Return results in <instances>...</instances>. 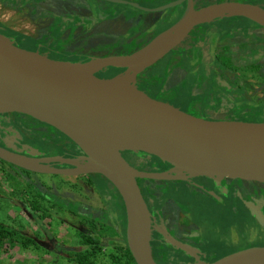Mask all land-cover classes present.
I'll use <instances>...</instances> for the list:
<instances>
[{
  "label": "water",
  "instance_id": "obj_1",
  "mask_svg": "<svg viewBox=\"0 0 264 264\" xmlns=\"http://www.w3.org/2000/svg\"><path fill=\"white\" fill-rule=\"evenodd\" d=\"M183 1L186 7L179 20L143 47L84 62L51 59L17 46L0 33V114L19 113L44 123L83 153L80 162L61 156L36 158L35 150L27 155L0 146V160L40 174H99L107 179L124 205L126 245L136 264H158L150 245V212L137 179L206 176L264 183V122L199 117L135 86L140 73L177 47L199 24L245 17L264 26V9L240 1L195 9L192 0H177L154 10ZM109 67L124 71L110 79L95 78V73ZM124 151L154 156L172 169L139 171L123 158ZM48 162L71 167H52ZM207 264H264V246L244 248Z\"/></svg>",
  "mask_w": 264,
  "mask_h": 264
},
{
  "label": "flooded vegetation",
  "instance_id": "obj_2",
  "mask_svg": "<svg viewBox=\"0 0 264 264\" xmlns=\"http://www.w3.org/2000/svg\"><path fill=\"white\" fill-rule=\"evenodd\" d=\"M44 1L46 0H33L32 2L28 0H0V10L16 14L25 7L34 6L33 12L30 13L41 15L45 11L41 5ZM124 1L129 3L124 5L133 8L136 12L126 15L110 11L106 12L104 16L96 17L91 6L86 4L83 9L88 10L90 15L79 13H71L67 17L53 15V17L62 19L78 20L73 25L64 28L61 33L65 30L71 33L74 29H81L83 32H88L89 38L93 40L107 37V42L98 41L96 45H93L94 48L91 47V49L102 51V54L78 53L71 50L67 46V42H63L65 46L59 45V43L56 46L64 52L84 57L80 62L96 56L128 54L146 45L169 26H173L186 7V1H183L175 7L154 10L177 0L164 2L158 0ZM223 1L252 3L264 9V0H192V3L193 7L198 9ZM4 2L10 6L7 7ZM17 6L20 8H15ZM39 8L41 11L35 10ZM221 19H228L229 22L219 26L213 24ZM116 27H121L123 31H119ZM98 34L102 35V38H97ZM74 37L73 35L72 38L75 39ZM166 57L169 58L165 71H168L169 75L165 82L173 73H176V81L169 88L164 83L163 89L166 91L164 94L174 97L173 92L170 93V89L179 86L184 89L187 87V83L192 95V99L189 98L191 103L196 102L200 96L203 97L205 90H209L211 93L207 95L208 97L215 95L217 108L209 109L204 116H196L226 120L244 119L264 109L255 110L257 106L264 107V26L258 25L251 19L224 17L199 24L177 47L155 64ZM98 73L94 75L96 76ZM257 80L262 88L260 97L252 95L253 91H250L251 82ZM140 81L137 76L135 86L142 90L139 87ZM142 91L150 96L144 90ZM4 129H11V132L4 135L2 133ZM2 139L6 140L10 146L7 149L11 151L28 149L29 152H33L35 150L37 154L33 156L36 158L61 156L66 159L79 160V157L83 155L82 151L62 133L19 113L0 114V142ZM124 152L155 159L156 165L153 163L147 165L144 160L136 162L134 165L125 158L122 152L123 158L139 171L156 173L172 169L169 164L146 153ZM79 161L81 162V160ZM47 164L57 168L71 167L59 162H48ZM11 170L24 182L31 197L48 199L58 210L76 220L75 227L83 239L88 234H94L93 222H105L104 224L111 225V221H109L111 219L107 220L106 214L109 213L111 217V212L116 209L117 199L115 198L114 205L110 199H106V202L102 203V197L96 191L92 179L103 180L109 184V187L113 185L101 175L60 176L63 178L62 180L74 178L75 181L74 183L66 182L65 188L55 187L52 183L50 188H47L41 177L50 174H40L23 169L18 172H15V169ZM136 181L150 212L152 225L150 245L152 256L158 264L172 263L171 261L207 264L244 248L264 246V183L206 176L189 177L183 180L137 179ZM152 181H183V185L177 186L186 192L188 200L181 201L172 195L166 197L165 190L156 184H151ZM148 193L152 199H149ZM56 200H59L60 203ZM30 204H27L28 206H25L24 209L32 216L35 209L34 205ZM68 205L73 207H68ZM114 229L116 231L114 239H121L119 224L114 225ZM42 233L47 245L54 242L47 230ZM104 239L101 237L102 241ZM111 239L113 238L108 237L105 244L110 245L108 243ZM167 239H169V244L165 243ZM32 240L35 243H43L38 238L32 237ZM118 247L125 254L124 247ZM65 249L76 250L78 248L65 247L63 250L66 251ZM160 249H170L171 253L168 254L169 256L161 257L158 254ZM55 251L61 253L59 247H55Z\"/></svg>",
  "mask_w": 264,
  "mask_h": 264
},
{
  "label": "rangeland",
  "instance_id": "obj_3",
  "mask_svg": "<svg viewBox=\"0 0 264 264\" xmlns=\"http://www.w3.org/2000/svg\"><path fill=\"white\" fill-rule=\"evenodd\" d=\"M28 1L32 2L33 0ZM85 1L46 0L41 4L42 9L45 10L41 15H38V13L36 12L35 13L37 15L30 13L33 12V9L35 8L34 6L25 7L20 13L16 14L0 10V23L4 27L14 32L16 31L33 38H39L41 35H43V33L46 35V38L41 37L40 39L36 41H30L29 43H24L17 40V35L12 36L10 38L12 42L17 44V46L21 48L25 47L24 49L37 51L38 53L46 55L47 57L55 60L79 62L82 61L84 57L75 56L73 53L64 52L61 49L59 50L63 51L64 53L50 51L46 52L48 50L45 51V49L47 47L52 49L56 47L57 43H59V45H64L63 42H67V46L71 48V50H75L78 53L87 55H100L102 54V51L94 50L93 45H96L98 41L107 42L108 38L106 37L101 40H93L92 38H89L88 32H83V30L81 31V29H74L71 33L68 30H65L63 33H61L64 28L73 25V23L77 22L78 20L74 21L70 19H62L59 17H53V15L63 17H67L71 15V13L90 15L88 10L83 9L86 4L91 6L93 11L95 12L96 17L104 16L106 12L110 11L121 12L125 13L126 15H132L136 12V10L124 4H112L109 1L104 0ZM158 1L164 2L167 0ZM40 9L41 8L35 10L41 11ZM227 22H229L228 19H221L213 22V24L219 26L222 23ZM85 23L87 24L86 21ZM171 26H169L168 28H170ZM121 27L116 28H118L119 31H123ZM49 29L50 31H48ZM73 35L75 36V39L72 38ZM96 37L102 38V35L98 34ZM92 46L93 48L91 49ZM169 57L162 59V61L147 68L142 73H140V75H138V80H142L141 78L147 77L145 80L151 83L141 82V88L145 92L149 91L152 97L159 98L168 103H171L172 105L190 114L204 116L206 115V111H208L209 109L217 108L215 95H210L209 97L207 96L208 94H211L209 90H205L203 92L204 96H200L196 100L197 103H191L189 101V98L184 97L188 91V89L186 88H184V90L182 89L183 87L180 86L178 88L172 87L170 89V93L173 92L172 94H174V97H169L168 95L164 94L166 91L165 89H163V85L162 87L153 85L155 84L156 80H151L149 78L156 77L159 79V81L164 78L166 62H168ZM111 71V68L101 70L99 71L98 75L95 76V78L101 80L110 79L115 75ZM175 74L176 73H173L170 76L169 80L165 82L166 87L169 88L175 83ZM186 86L189 87L187 83ZM250 86V91H253L252 95L260 97V95L262 94V88L260 87L258 80L252 81ZM156 90H159V92H156ZM263 108L264 107L261 108L257 106L255 107V110H260ZM10 117H12L13 119L15 118L14 116ZM252 119L263 120L252 122H264V109L262 111H258L256 115L254 114ZM123 155L131 164L133 163L134 165H136V162L142 160H144L147 165H149V163H153V165L157 164L155 159L148 158L146 156L142 157L137 154H130L128 152H123ZM14 171L18 172L19 170L15 169ZM62 179L63 178H61L60 175H43L41 177V180L45 182L47 188H50L51 183L55 187L65 188V186L67 185L66 182L74 183L75 181L74 178H64V180ZM92 181L96 191L102 197V203L104 204L106 202V199H110L111 203L114 205V200L115 198L117 199V196L113 187H109V184H107L103 180L94 178L92 179ZM150 183L156 184L160 186V188H163V190H165L166 197L172 195V197L181 201L188 200L186 192H183L182 190H180V187L177 186L179 184L183 185V181H152ZM27 204H30L32 206L34 205V207H36L33 213L34 215L31 216L29 212L24 209L25 206H28ZM115 218L118 219L116 210L111 212V220H109L111 221V225H109L108 223L104 224L105 222H93L95 226L94 230L98 231L99 234L105 238L101 242L99 248L97 250H94L93 252L88 246L83 243V237L75 227L77 225L76 220L66 215V213H64L63 211L58 210L57 207L51 204L48 199L36 198L35 196L31 197L28 193V190H26L24 182L19 178V176L7 166L0 164V224H3L6 229L17 232V234L13 238L4 240V242L0 244V264H114V259H119L122 261V263H126L127 258L124 257V255L122 254L123 252L119 249V247L115 248V246L111 244H105V241L108 237H116L114 225L117 224ZM43 228L49 232L54 240V242L50 245H47V243L44 241V235L42 233ZM22 236L31 239L32 237L38 238V240L43 241V243H29L25 247L22 243ZM55 247L63 249L65 247L78 249H65L66 251L58 253L55 251ZM88 250L91 251V255L87 261L82 263L76 261L75 257L78 253ZM170 253V249L158 250V254H160L161 257L169 256L168 254ZM162 259L165 260L164 258ZM167 259L170 260V258ZM171 262L172 263L164 264H190L184 262Z\"/></svg>",
  "mask_w": 264,
  "mask_h": 264
},
{
  "label": "trees",
  "instance_id": "obj_4",
  "mask_svg": "<svg viewBox=\"0 0 264 264\" xmlns=\"http://www.w3.org/2000/svg\"><path fill=\"white\" fill-rule=\"evenodd\" d=\"M4 4L7 6V7H9L10 5H8V4H6L5 2H4ZM15 8H20V7H15ZM48 31H50V29L48 30ZM0 33L1 34H3L4 36H6L7 38H11L12 36H14V35H17L18 37H17V40H19V41H21V42H24V43H29L30 41H36V40H38V39H40L41 37L42 38H46V35L43 33V35H41L39 38H33V37H29V36H27V35H24V34H22V33H18V32H14V31H12V30H10V29H8V28H6V27H4L1 23H0ZM52 34V33H51ZM54 37V36H53ZM11 40V39H10ZM55 40H56V37H55ZM54 40V41H55ZM12 41V40H11ZM15 44V43H14ZM17 45V44H16ZM25 48V47H24ZM46 50H48V51H50V52H62V53H64L63 51H61V50H59V48L56 46L55 48H46L45 49V51ZM111 72L112 73H114V74H116V73H118V72H122V71H124L123 69H118V68H111ZM164 74H165V76H164V78L161 80V81H159V79L158 78H156V77H152V78H149V79H153V80H156V82H155V84H153V85H156L157 87H162V85H164V83H165V80H166V78H167V76L169 75V73H168V71H165L164 72ZM140 75V74H139ZM147 77H143V78H141L142 80L139 82V84L141 83V82H147V83H150L149 81H147V80H145ZM151 84V83H150ZM152 85V86H153ZM139 87L141 88V84L139 85ZM142 89V88H141ZM186 89H188V91H187V93H186V95L184 96V97H186V98H191L192 99V95H191V93H190V87H186ZM143 90V89H142ZM185 90V89H184ZM156 92H159V90H156ZM147 93L150 95L151 93L149 92V91H147ZM151 96V95H150ZM152 97V96H151ZM155 98V97H154ZM191 107V106H190ZM261 108L263 107V106H260ZM253 115L254 114H252L251 116H249V118H244V119H239V118H234L233 120H243V121H247V120H250V121H263V120H259V119H252V117H253ZM256 115V114H255ZM251 118V119H250ZM11 132V129H4L3 130V134L5 135V134H7L8 132ZM0 145H2L3 147H5V148H10V146L7 144V142H6V140H3L2 139V142H0ZM27 148V147H26ZM28 148H30V149H32L30 146H28ZM13 151H15V152H18V153H24V154H30L31 152H29L28 151V149H26V150H13ZM144 154V153H143ZM154 158H156V157H154ZM157 159V158H156ZM159 160V159H158ZM0 164L1 165H4V166H7L8 168H10V169H17V170H19V171H23L22 169H19V168H17V167H15V166H13V165H10V164H8V163H5L4 161H1L0 160ZM104 178V177H103ZM139 181H141V180H139ZM113 187V186H112ZM113 189H114V191H115V193H116V196H117V204H116V213H117V217H118V219L117 218H115V220H116V224H119V227H120V234H119V237L121 238V239H118V240H116V239H111L110 240V242L108 243V244H111V245H113V246H115L116 245V247H118V246H122V247H124V249L126 250L125 251V254H123L124 255V257L125 258H127V262L126 263H122V261L121 260H119V259H114V261H115V263L114 264H136L135 262H134V259L132 258V256H131V254H130V252H129V249H128V247L126 246V243H125V228H126V219H125V210H124V205H123V203H122V200H121V197H120V195L118 194V192L116 191V189L113 187ZM149 199H152V197H151V195H150V193H149ZM57 201V200H56ZM18 202V201H17ZM57 202H59V200L57 201ZM152 202V201H151ZM60 203V202H59ZM68 207H71V206H69L68 205ZM73 207V206H72ZM71 207V208H72ZM34 209H36V207H33ZM106 218H107V220H109L111 217H110V215H109V213H107L106 214ZM95 229V228H94ZM43 231H46V229H42ZM17 234V232L16 231H13V230H9V229H6L4 226H3V224H0V244L2 243V242H4V240H7V239H11V238H13L15 235ZM101 235L99 234V232L98 231H95L94 232V234L92 235V234H88V235H86V237H84V239H83V243L86 245V246H88L89 248H90V250L91 251H93L94 252V250H97L98 248H99V246H100V244H101V242H102V240H101ZM22 240H23V246H27L29 243H35V241H33L31 238H27V237H25V236H22ZM166 242V244H169V242H167V240H165ZM120 249V248H119ZM59 251H64L63 249H61V248H59ZM91 251H85V252H80V253H78L77 255H76V261H78V262H80V263H82V262H85V261H87L88 259H89V257H90V255H91Z\"/></svg>",
  "mask_w": 264,
  "mask_h": 264
},
{
  "label": "crops",
  "instance_id": "obj_5",
  "mask_svg": "<svg viewBox=\"0 0 264 264\" xmlns=\"http://www.w3.org/2000/svg\"><path fill=\"white\" fill-rule=\"evenodd\" d=\"M49 26H50V25H49ZM49 26H48V27H49ZM48 27H47V28H48ZM15 32H16V31H15ZM29 37H31V36H29Z\"/></svg>",
  "mask_w": 264,
  "mask_h": 264
}]
</instances>
